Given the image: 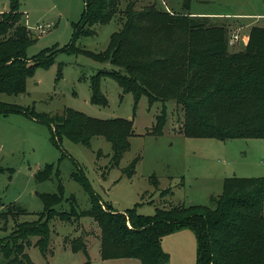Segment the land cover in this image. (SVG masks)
Listing matches in <instances>:
<instances>
[{"label":"trees","instance_id":"16d2710c","mask_svg":"<svg viewBox=\"0 0 264 264\" xmlns=\"http://www.w3.org/2000/svg\"><path fill=\"white\" fill-rule=\"evenodd\" d=\"M138 1L127 0L121 8L120 0H84L80 20L72 24L70 42L29 58L26 47L37 36L21 24L24 11L20 1L10 0L9 9L0 12V92L22 93L27 76L35 68L49 66L59 52H81L110 65L91 76V100L95 104H107L100 80L109 76L123 93L133 95L135 103L145 95L149 104L172 100L181 106L184 117L180 128L186 136L264 138V26L251 29L244 50L230 52L226 30L199 18L207 16L170 14L154 4L136 9ZM190 2L185 0L187 10ZM115 17L121 27L111 33L104 50L93 52L76 45L79 37L94 33L96 24H106ZM11 113H22L46 124L52 143L58 147L63 137L89 146L91 137L101 135L111 143V163L116 164L133 134L131 120L125 118H94L72 108L50 116L32 107L0 101V117ZM164 117L160 116L159 129ZM131 168L132 164L129 173ZM53 170L59 174L53 164H46L37 170L36 180L49 179ZM71 176L89 193L91 208L79 210L71 195L65 198L69 209H56L64 196L60 181L57 193L41 195L44 211L36 220L17 222L14 213L24 214L25 209L6 205V211L0 213L3 228L9 219L14 220V226L0 237V264H33L26 252L33 237L37 238L33 245L45 254L50 221L58 218L72 222L83 215L90 216L100 229L99 254L103 261L134 258L137 264H168L162 238L176 229L189 228L198 243L196 264H264L263 178L227 177L222 194L213 196L211 205L169 206L158 208L152 216H143L134 209L103 208L101 197L82 169ZM70 249L81 250L88 263L85 241L72 238Z\"/></svg>","mask_w":264,"mask_h":264},{"label":"rangeland","instance_id":"374dc122","mask_svg":"<svg viewBox=\"0 0 264 264\" xmlns=\"http://www.w3.org/2000/svg\"><path fill=\"white\" fill-rule=\"evenodd\" d=\"M19 1L24 11L21 24L37 36L26 47L29 58L70 42L72 24L80 20L84 11V0ZM9 3L10 0H0V11H7ZM126 3L127 0H120V7L125 8ZM148 4L170 14L191 12L192 16H207L199 18L226 30L230 52L244 50L251 29L264 26V0H191L188 10L185 0H139L135 8ZM48 22L53 26L45 33L34 30L36 25ZM120 27L118 17L106 24H96L94 33L79 37L76 45L93 52L102 51L111 33ZM103 68L109 69L110 65L94 61L81 52H59L49 66H38L27 76L24 92H0V101L32 107L38 113L52 116L72 108L94 118L129 119L133 130L128 137L129 146L116 164L111 163V143L101 135L91 137L89 146L63 137L58 147L52 143L46 124L22 113L0 117V213L12 204L25 209L24 214L14 213L17 222L36 220L44 211L41 195L57 193L59 181L64 196L56 209H69L66 199L72 195L79 210H89V193L71 176L81 169L101 197L103 208L134 209L143 216H152L158 208L169 206L211 205L212 197L222 194L227 177L264 179V138L220 140L186 136L180 128L184 117L181 106L172 100L149 104L145 95L135 103L133 95L123 93L116 80L109 76H102L100 80L107 104L92 102L90 79ZM163 114L159 129L157 125ZM46 164H53L59 174L53 170L49 179L36 180L37 170L44 169ZM13 226L14 220L9 219L4 229V221L0 219V237ZM49 227L47 252L43 254L33 245L36 237L26 250L33 264H85L84 253L70 249V242L76 237L86 243L87 264L138 263L134 258L103 261L97 239L100 229L90 216L83 215L72 222L54 218ZM161 245L169 256L168 264H196L198 243L191 229L180 228L166 234Z\"/></svg>","mask_w":264,"mask_h":264},{"label":"built area","instance_id":"2783aa9c","mask_svg":"<svg viewBox=\"0 0 264 264\" xmlns=\"http://www.w3.org/2000/svg\"><path fill=\"white\" fill-rule=\"evenodd\" d=\"M53 26V23L48 22L46 24H38L34 27V30H36V32L38 34H43L45 33L47 30H49L51 27ZM235 38H237V36H235ZM230 41L232 42L233 40L230 39Z\"/></svg>","mask_w":264,"mask_h":264},{"label":"crops","instance_id":"0c3cea01","mask_svg":"<svg viewBox=\"0 0 264 264\" xmlns=\"http://www.w3.org/2000/svg\"><path fill=\"white\" fill-rule=\"evenodd\" d=\"M4 11H6V10H4ZM23 11V10H22ZM0 12H3V10H1ZM98 239V238H97ZM98 241H99V239H98ZM119 259H121V258H119ZM109 260H116V259H109ZM106 261H108V260H106Z\"/></svg>","mask_w":264,"mask_h":264}]
</instances>
